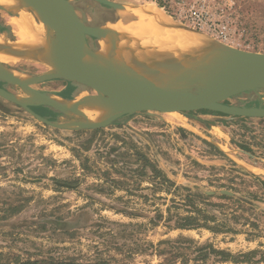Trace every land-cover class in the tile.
I'll return each mask as SVG.
<instances>
[{
	"label": "rangeland",
	"instance_id": "obj_1",
	"mask_svg": "<svg viewBox=\"0 0 264 264\" xmlns=\"http://www.w3.org/2000/svg\"><path fill=\"white\" fill-rule=\"evenodd\" d=\"M69 1L86 26L102 22L109 11L118 20L112 8L93 0ZM110 1L134 7L154 5L168 16L165 10L177 18L176 4L179 0ZM227 1L205 0L213 13L218 3ZM232 1L235 7L223 17L230 23V42L223 43L202 32L203 35L230 48L264 54V0H250L253 3L251 8H244L241 2L244 0ZM157 2L163 7L160 8ZM14 16L24 19L0 9V29L12 40H16L11 26ZM31 22L42 29L49 28L39 22ZM109 23L114 22L98 26L105 27ZM51 35H55L54 31ZM105 44L101 54L105 51ZM99 49L102 50L101 44L95 40L92 50ZM6 62L27 79L40 78L49 72V68L38 60ZM32 87L66 101L82 100L94 91L61 79L38 82ZM0 88L22 96L23 100L35 97L26 95L20 86L3 81H0ZM246 103L264 107V90L259 95L246 93L226 102L233 106ZM32 109L52 122L73 120L47 106ZM184 116L143 112L124 116L108 127L97 129L99 132L56 129L0 97V264H12L14 256L24 260L48 256L75 258L79 263L97 264H163L164 259L158 251L166 247L184 253V257L167 264H234L220 263L214 258L197 261L198 253L183 249L186 246L183 244L159 245L164 240L175 242L181 236L193 239L196 244L187 245L193 248L211 244L234 255L252 250L264 251V200L255 203L259 213V238H249L245 234L247 229L243 228L240 229L244 233L237 236H215L206 230L168 232L163 225L153 227L149 224V218L155 216V211L166 206L157 198L165 194L153 191L147 178L142 179L139 187V174L130 173L128 177L135 183L130 182L127 188L114 190L112 179L125 178L118 174L104 177L103 173L113 165L112 160H120L118 153L127 151L123 141L132 140L178 185L192 189L198 186L208 191V176L213 174L208 169L215 167L219 169L217 175L224 177L223 169L231 168L229 159L240 170L264 180V158L259 155L264 151V119L222 116L205 110ZM233 138L250 142L252 149L259 154L253 155L236 147ZM207 142L217 145L228 159L212 155ZM192 161L204 167H196ZM131 167L136 168V165ZM65 182L76 185L71 189L64 188L61 183ZM253 189L262 193L257 188ZM130 190L133 195L128 193ZM145 195L148 200L144 199ZM124 210L135 213V216L119 212Z\"/></svg>",
	"mask_w": 264,
	"mask_h": 264
},
{
	"label": "bare ground",
	"instance_id": "obj_2",
	"mask_svg": "<svg viewBox=\"0 0 264 264\" xmlns=\"http://www.w3.org/2000/svg\"><path fill=\"white\" fill-rule=\"evenodd\" d=\"M0 4L4 6L0 5L1 9L24 18L14 19L12 22L17 41L13 42L0 36V74L6 71L23 78L24 75L12 70L6 61L32 59L49 68V72L40 78L68 79L59 40L55 32L54 36L51 35L54 30L32 9L28 0H0ZM115 13L117 17L119 13L122 23L118 22V17L119 24L109 23L102 27L104 30L111 25L103 31L100 41L101 47L102 43H106L105 51L101 54L103 50H100L95 59L87 62L108 77L141 79L151 84H172L183 89L192 79H197L198 87L202 89L225 79L242 66V60L233 51L214 47L207 38L185 28L154 5L134 7L124 4ZM31 21L49 28L41 29ZM156 38L168 39L173 47L149 41ZM201 58H206V62L199 61ZM203 73L209 74L211 79L204 78ZM30 80L33 85L39 81ZM25 93L35 97L23 100L22 96H16L29 104L38 101L36 95ZM52 98L65 103L68 115L78 121L81 120L79 115L82 113L91 123H103L118 111L112 101L104 100L95 89L82 100L66 101L56 96Z\"/></svg>",
	"mask_w": 264,
	"mask_h": 264
},
{
	"label": "water",
	"instance_id": "obj_3",
	"mask_svg": "<svg viewBox=\"0 0 264 264\" xmlns=\"http://www.w3.org/2000/svg\"><path fill=\"white\" fill-rule=\"evenodd\" d=\"M93 1L112 8L114 12L122 6V4L110 0ZM28 2L32 9L54 30L59 40L64 66L68 74V79L64 80L95 89L102 95L104 100L109 99L118 108L116 115L103 123H91L82 113L79 115L81 117L80 121L70 116L73 119L71 121L64 123L52 122L39 116L32 108L47 106L68 115L67 105L53 99L52 96L54 95L50 92L34 89L32 87V80L19 78L9 72L3 71L0 74V81L20 86L25 92L36 95L38 101L30 104L26 103L20 100L16 94L3 88H0V97L22 107L38 121L47 126L56 129L97 130L112 125L116 120L124 116L136 113L178 112L186 115L190 112L204 110L237 118L264 119V107L262 106L246 107L226 104L228 100L242 94L255 93L259 95L260 91L264 90V54L245 52L230 48L219 41H210L202 32L189 28L179 22L185 28L207 38L209 43L214 47H224L233 51L242 60L241 68L225 79L213 82L202 89L198 87L199 81L197 79H192L183 89L172 84H151L141 79L132 80L121 77H108L102 71L87 64L89 60L95 59L100 54V49L93 51L89 47L88 37L97 40L100 44L103 37V26H86L78 17L76 8L69 0H28ZM116 18L118 17L116 16ZM173 20L177 21L175 19ZM201 59L199 61L202 63L206 62V58ZM205 65L204 67L206 68ZM209 69L210 66H208ZM203 76L204 78L211 79L209 74L206 75L203 73ZM33 79H38V82L41 83L54 80L51 77L43 79L39 78V76ZM194 190H199L209 196L219 194L244 199L241 195L227 190L218 192L207 191L201 190L198 186H195Z\"/></svg>",
	"mask_w": 264,
	"mask_h": 264
},
{
	"label": "trees",
	"instance_id": "obj_4",
	"mask_svg": "<svg viewBox=\"0 0 264 264\" xmlns=\"http://www.w3.org/2000/svg\"><path fill=\"white\" fill-rule=\"evenodd\" d=\"M244 8H251L253 3L250 0L241 1ZM162 8L161 3L157 2ZM222 115V114H220ZM225 116V115H222ZM99 132L100 130H96ZM236 147L251 153L259 154L252 149L253 145L246 140L232 139ZM124 149L118 153L120 160H112V167L103 173L104 177L112 174L123 176L124 180L112 179V188L114 190L127 188L130 182H134L129 178L130 173H138L139 187L143 178H147L151 182V188L157 193L165 194L157 197L163 201L165 209H157L155 216L150 217L149 224L153 227L163 225L168 232L172 231H203L206 230L213 235L237 236L246 230L245 234L251 239L259 238L260 224L257 220L258 212L255 203L264 200V180L256 175L249 174L240 170L237 164L229 159L231 168L223 169L226 173L224 177L217 175L219 169L211 167L208 169V191L227 190L234 194L241 195L242 199L230 197L227 195L209 196L199 190H194L187 186L178 185L168 174L159 166L158 162L148 157L132 140L123 141ZM210 153L215 156H223L228 159L227 155L216 145L207 142ZM126 145L128 147H126ZM255 147V146H254ZM131 148V149H130ZM118 151L120 149H117ZM114 150V152H117ZM130 152H132L130 154ZM264 158V151L259 154ZM136 165V168L131 166ZM192 165L196 167H204L197 161H192ZM135 183V182H134ZM64 188H73L76 183L65 182L61 183ZM138 184V183H137ZM257 188L262 193L254 191ZM128 190V189H127ZM133 191H128L133 195ZM143 196V195H142ZM263 196V197H262ZM145 200L148 196L145 195ZM127 216H135V213L128 211H119ZM183 244V249L196 251L198 256L197 261H205L209 258H214L220 263L234 264H263L264 251L252 250L248 253L232 254L226 250H218L211 244L200 245L197 247L187 246L195 245L196 242L191 238L179 237L175 242L164 240L159 245ZM173 249V248H172ZM172 249L162 248L158 251V255L163 257V264L171 263L179 258L184 257L181 250L173 251ZM170 250V251H169ZM12 264H97V263H79L75 258L60 259L53 256L37 258V259H22L19 256H14ZM98 264H110L109 262H101ZM124 264V263H117Z\"/></svg>",
	"mask_w": 264,
	"mask_h": 264
},
{
	"label": "built area",
	"instance_id": "obj_5",
	"mask_svg": "<svg viewBox=\"0 0 264 264\" xmlns=\"http://www.w3.org/2000/svg\"><path fill=\"white\" fill-rule=\"evenodd\" d=\"M177 6V18L165 10L172 18L179 20L189 27L212 35L223 43H229L231 40L230 23L223 19L228 10L235 7V2L228 0L227 3H218L215 13L209 10L205 0H179Z\"/></svg>",
	"mask_w": 264,
	"mask_h": 264
},
{
	"label": "flooded vegetation",
	"instance_id": "obj_6",
	"mask_svg": "<svg viewBox=\"0 0 264 264\" xmlns=\"http://www.w3.org/2000/svg\"><path fill=\"white\" fill-rule=\"evenodd\" d=\"M14 17H16V16H14ZM14 19H20V18H14ZM108 21H115V19H114V16L113 15H111V11H109V15L107 16V17H105L104 19H102V22H98V23H94V24H87V26H90V27H92V26H98V25H104L106 22H108ZM12 23V22H11ZM35 25V24H34ZM38 27V26H37ZM39 28H41L42 29V27H39ZM6 34V32L5 31H2L1 29H0V36H2L3 38H5V39H7V38H9L7 35H5ZM10 39V38H9ZM94 41H95V39H93V38H90V37H88V42H90L89 43V46L91 47V48H94ZM90 89V88H89ZM68 100H72V99H68ZM239 106H246V107H260V104L258 105V104H256V105H253V104H250V103H246V104H240ZM206 111V110H205ZM210 112H212V111H210ZM214 113H216V112H214ZM216 114H219L220 115V113H216ZM222 115H224V114H222ZM225 116H227V115H225ZM185 117V116H184ZM186 118V117H185Z\"/></svg>",
	"mask_w": 264,
	"mask_h": 264
},
{
	"label": "crops",
	"instance_id": "obj_7",
	"mask_svg": "<svg viewBox=\"0 0 264 264\" xmlns=\"http://www.w3.org/2000/svg\"><path fill=\"white\" fill-rule=\"evenodd\" d=\"M117 15H118V17H119V20L120 21H118L119 23H122V20H121V17H120V15H119V13H117ZM117 20H115V21H113L114 23H111V24H119L118 22H116ZM12 24V23H11ZM12 26V25H11ZM13 33H14V35H15V37H16V40H12V39H9V38H7V39H9V40H11V41H17V36H16V34H15V31H14V28H13ZM140 40V39H139ZM126 41H131V40H126ZM141 41H143V40H141ZM149 41H156L158 44H167L168 46L167 47H173V45H172V43L168 40V39H161V38H156V39H154V40H149ZM131 42H135V41H131ZM104 44L105 43H102V50H103V47H104ZM101 50V51H102Z\"/></svg>",
	"mask_w": 264,
	"mask_h": 264
}]
</instances>
